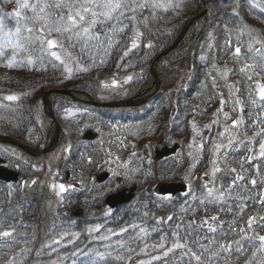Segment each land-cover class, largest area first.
<instances>
[{"label": "trees", "instance_id": "1", "mask_svg": "<svg viewBox=\"0 0 264 264\" xmlns=\"http://www.w3.org/2000/svg\"><path fill=\"white\" fill-rule=\"evenodd\" d=\"M205 1L160 0L166 11L149 6L135 13V21L126 18L122 24L113 20L97 26L99 39L87 46L60 37L71 54L69 59L54 49L63 63L42 53L39 44L17 52L12 67L8 66L12 49L0 56V135L44 148L55 132L43 101L45 88L62 85L80 99L50 95L62 127L56 152L31 156L15 146V157L0 149L6 164L20 172L18 182L0 181V231L14 229V239L0 237V264H189L191 253L184 255L189 249L196 255L203 253L201 262L191 259L190 264L264 260L259 252L252 257L258 240L250 245L242 239L264 235V156L259 147L264 142V99L256 89L257 79L264 77V0ZM205 4L206 14L156 61L161 85L148 101L129 107L87 102L152 94L156 87L152 63ZM16 10L31 15L30 10L19 9L17 0H0V19L4 27L12 26L11 31L17 26ZM246 13L262 24L249 22ZM214 68L227 73L238 94L239 123L231 137L221 144L207 142L193 159L186 147L191 119L207 121L218 106L221 76ZM10 95L18 98L9 101ZM89 130L96 134L94 139H85ZM175 142L181 145L175 155L155 158L156 148ZM60 171L71 182L64 191L53 186ZM105 172L108 178L99 182ZM179 180L188 184L185 192H155L158 183ZM132 186L136 191L129 203L108 205V194ZM79 208L81 218L74 216ZM213 217L214 222L207 223ZM251 217L256 219L249 228ZM209 226L216 231L210 232ZM238 240L246 250L240 255ZM176 243L186 247L174 248L165 256ZM229 243V252L220 248ZM214 252L219 255L213 257ZM156 256L161 259H153Z\"/></svg>", "mask_w": 264, "mask_h": 264}, {"label": "snow or ice", "instance_id": "2", "mask_svg": "<svg viewBox=\"0 0 264 264\" xmlns=\"http://www.w3.org/2000/svg\"><path fill=\"white\" fill-rule=\"evenodd\" d=\"M19 9L30 10L31 15H21L20 10L15 11L16 17V28L14 31H5L4 22L0 19V56L5 54L6 49L13 50V57L8 61V66H13V61L15 60V54L20 51H27L28 48L32 45L39 44L40 51L42 53L46 52L51 57H54L56 60H61V53L55 51L54 49L59 48L65 55L70 59L71 54L68 53L64 49V43L60 37H65L69 41L75 40L77 42H83L85 46H87L88 42L91 40H98L99 33L95 31L97 26L106 24L115 20L118 24H122L124 19H129L130 21L136 20L135 13L138 10H142L146 7L153 8H164L167 10V6L162 4L160 0H151V4H149V0H33L32 3H29V0H23L22 3L17 0ZM126 13H132L130 17L126 16ZM238 14V13H237ZM5 16L11 15L10 13H5ZM147 18H145V21ZM31 23L32 26H29ZM115 27V25H114ZM120 31H123V28H120ZM22 32H26L28 35L22 36ZM52 34L56 35V39H50ZM140 35V33H138ZM74 47V45H71ZM151 46V45H149ZM137 44L135 41L132 43V48H136ZM249 50H252V45H248ZM131 51V49H129ZM236 53H240V48H236ZM258 54L261 53L260 49L255 50ZM125 56L128 55V51L124 53ZM28 62H32V58L28 57ZM246 68L249 66H245ZM71 71V69H69ZM87 71V69H84ZM244 71V69H241ZM131 79V77H129ZM115 83V81H113ZM259 95L261 99H264V87H261ZM18 97L15 95L7 96L6 99L9 101L16 100ZM238 121H233V124H237ZM231 143V141H230ZM260 155L264 156V142L260 143ZM248 161L251 162L253 157L249 156ZM233 172L235 169L232 170ZM237 179H243V177H237ZM235 183V181H234ZM252 184H255L256 181H251ZM60 190L64 191V186L60 185ZM209 193L211 194V189H209ZM264 202V201H262ZM171 219V218H169ZM213 220L216 218L213 217ZM255 217L249 218V228L252 226V223L255 221ZM206 222V221H205ZM3 222L0 221V224ZM210 232H215L216 229L209 226L208 229ZM121 231H126V229H122ZM243 231V230H241ZM12 230L0 231V237L2 238H13ZM248 241L250 245H252L255 241H259V247L256 251L252 252V257L255 258L257 252L264 254V235H254L248 237L245 235L242 237ZM237 245L236 252L238 255L243 254L246 251L243 248L241 241H235ZM186 245L176 243L172 248H169L167 252L164 253L165 256L168 255V252H172L174 248H185ZM220 248L229 252L232 248V244L229 243L227 246L220 245ZM206 251V250H205ZM190 255V260L195 259L197 262H201V255H196V253L191 252L189 249L188 252L184 253V255ZM97 256L103 257V253H96ZM219 255L218 252L212 253V256ZM155 260L161 259V257L156 256L153 257ZM211 260L212 257H209ZM9 264H12L9 261ZM251 264V262H248ZM257 264H264V260L257 262Z\"/></svg>", "mask_w": 264, "mask_h": 264}, {"label": "water", "instance_id": "3", "mask_svg": "<svg viewBox=\"0 0 264 264\" xmlns=\"http://www.w3.org/2000/svg\"><path fill=\"white\" fill-rule=\"evenodd\" d=\"M205 11H202L200 14H198L197 16L193 17L188 22H186V24L182 28L180 34L177 36V38L171 44V46L168 47L163 52H161L154 61H157L158 59H160L161 57H163L164 55H166L167 53L172 51L181 42V40L184 38V36L187 33L190 25L196 19H198L199 17H202L203 14L205 13ZM151 73L153 74L154 84L156 86L155 90L152 94H149V95L144 96V97H137L136 96V97L126 98L123 100H113V101H109V102H98V101H87V102H89L93 105L102 106V107H125V106H134V105L142 104V103L146 102L156 91H158V89L160 88V85H161L159 75L156 72L154 65H152V67H151ZM64 93L71 96L75 100H80L78 98V96H76L71 90H65ZM49 95H50V91L47 90L44 94V103H45V106H46V109L48 112V116L56 124V129H55L54 136L52 137L51 142L49 143L48 146H46L45 148H36V147L30 146L28 144L22 143L19 140H17L16 138H13V137L8 136V135H0V143L10 144V145L16 146L31 156H39L41 154H46V153H49L50 151H52L53 148L55 147V145L59 141L61 126H60V123L56 120V117L54 115V111H53V108H52V105H51V102L49 99ZM94 137H95V135H94L92 130H89L85 135L86 139H93ZM179 148H180V144L178 142H176L172 145L166 144V145H163V146L156 148L154 150V156L157 160H162L164 158H167L171 155L176 154L178 152ZM108 175H109L108 172L101 174L98 177V181L99 182L105 181L108 178ZM19 178H20V173L17 170L9 168L7 165H5L4 157L0 156V180L5 181V182H17L19 180ZM187 188H188V185L186 182L164 181V182L159 183L155 187V192L158 194H162V195H166V194H174L175 195L177 193L185 192L187 190ZM135 191H136L135 186H132L130 188L119 189L115 192L110 193L107 196L106 201L111 207H116L120 204L129 203L134 198ZM74 216L77 218H81L83 216V210L80 208L76 209L74 211Z\"/></svg>", "mask_w": 264, "mask_h": 264}, {"label": "rangeland", "instance_id": "4", "mask_svg": "<svg viewBox=\"0 0 264 264\" xmlns=\"http://www.w3.org/2000/svg\"><path fill=\"white\" fill-rule=\"evenodd\" d=\"M202 3H206V1L202 0ZM142 10H144V9H142ZM202 11H205L204 14H206V12H207L206 4L204 5ZM143 13H145V12H143ZM245 16H246V18H247V20L249 22H251L252 20H253V22H258V21L255 20V18L253 19V17L250 14H248V13H246ZM258 23L262 24L260 22H258ZM7 27L8 26H5L4 29H6ZM8 29L12 30V26H9ZM166 49H164V50H166ZM155 63H156V61H154L152 63V65H154V67H155ZM214 70H215V72L218 75L220 74V76H221L220 77V85L221 86L219 88H217L218 89V106H217L216 112L207 121H201V120H199L196 117L191 119L192 135L190 137V140L186 144V147H187L188 152H190L192 154L193 159H194V156H197V154L200 152L202 147L207 142L212 140V141H216L217 144H221L224 139H228L229 137H231L233 135V133H235V129L237 128L238 123H239V119H238V114L239 113L238 112H239V102H240V100L238 98V94L235 91L234 87L229 83L227 73L221 71L218 68H214ZM10 73L18 74L17 72H10ZM31 75L32 74H28L27 73L24 76H27V78H30V77H32ZM152 76H153V74H152ZM33 77H35V76L33 75ZM153 79H154V77H153ZM126 80L128 82L130 81L129 78H126ZM261 87H264V77L263 76H259V78L256 81V89H257V95L258 96H260L259 92H260ZM45 89L46 90L44 91V94H45V92L47 90H49L50 91V95L55 94V93L67 95V94L64 93V91L65 90H71V89L66 88L65 86H62V85L61 86H49V87H47ZM50 95H49V99H50ZM43 101H44V96H43ZM50 102H51V100H50ZM44 105H45V103H44ZM45 109H46V106H45ZM46 112H47V109H46ZM47 114H48V112H47ZM54 115H55V113H54ZM56 120L58 121L57 118H56ZM233 121H238V123L234 125ZM54 124H55V122H54ZM55 129H56V124H55ZM61 129H62V127H61ZM60 133H61V130H60ZM170 145H172V144H170ZM0 146H1L0 149L4 150L7 155H11V156H15V157H16V155H18V149L15 148V146L10 145V144H3V143H0ZM57 146H58V143L53 148V150H52L53 153L58 150V149H56ZM36 148H38V147H36ZM33 163L37 164V162H33ZM5 165H7V164L5 163ZM9 168H12V167H9ZM12 169H14V168H12ZM14 170H16V167H15ZM17 171H19V170H17ZM118 174L119 173H117V172L115 173V175H118ZM117 180H118V178H117ZM179 181H181V180H179ZM70 183L71 182H67V180L65 179V172H63V171L58 172V174L56 176H54V178H53V186L59 191H61L60 190V185H63L64 186V190H65L67 187H69ZM108 185H109V183L108 184H104L103 187H102V190L106 191V189H107L106 187ZM213 222H214L213 219H208L207 220V223L211 224Z\"/></svg>", "mask_w": 264, "mask_h": 264}]
</instances>
